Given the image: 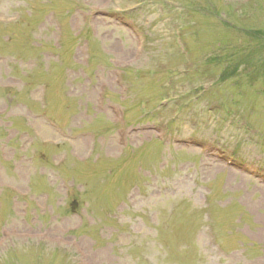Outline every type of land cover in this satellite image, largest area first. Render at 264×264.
<instances>
[{"label":"rangeland","instance_id":"374dc122","mask_svg":"<svg viewBox=\"0 0 264 264\" xmlns=\"http://www.w3.org/2000/svg\"><path fill=\"white\" fill-rule=\"evenodd\" d=\"M0 264H264V0H0Z\"/></svg>","mask_w":264,"mask_h":264}]
</instances>
